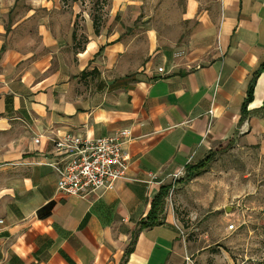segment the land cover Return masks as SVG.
Segmentation results:
<instances>
[{
    "label": "crops",
    "instance_id": "obj_1",
    "mask_svg": "<svg viewBox=\"0 0 264 264\" xmlns=\"http://www.w3.org/2000/svg\"><path fill=\"white\" fill-rule=\"evenodd\" d=\"M132 1L111 0L98 33L82 11L80 45L76 3L0 0V264L216 263L165 202L159 224L141 222L161 185L219 146L264 157V0H176L160 11L175 22L143 46L115 20L139 15ZM119 129L125 178L84 198L59 192L51 140Z\"/></svg>",
    "mask_w": 264,
    "mask_h": 264
},
{
    "label": "rangeland",
    "instance_id": "obj_2",
    "mask_svg": "<svg viewBox=\"0 0 264 264\" xmlns=\"http://www.w3.org/2000/svg\"><path fill=\"white\" fill-rule=\"evenodd\" d=\"M64 3H76L81 10L74 23L80 45L85 42L87 18L81 16L82 11L90 19L96 18L99 27L109 19L111 0ZM177 4L176 0H133L131 6L140 10L139 15L133 13L130 17L125 11L115 20L120 24L131 22L143 46L145 38L155 36L154 31L158 32L163 21L175 22L172 15L160 16V11L172 12L178 9ZM212 153V160L197 179L186 180L185 169L173 177L177 188L171 187L165 203L172 208L187 238H194L199 246H208L215 264H264V157L238 150L232 142ZM231 224L234 226L229 229Z\"/></svg>",
    "mask_w": 264,
    "mask_h": 264
},
{
    "label": "built area",
    "instance_id": "obj_3",
    "mask_svg": "<svg viewBox=\"0 0 264 264\" xmlns=\"http://www.w3.org/2000/svg\"><path fill=\"white\" fill-rule=\"evenodd\" d=\"M158 71H162V68H158ZM130 140L128 129H119L111 135L99 137L69 132L51 140L52 151L58 159L45 164L56 173L59 192L84 198L111 190L118 180L125 178L129 154L124 150V145ZM34 141L37 143L39 138ZM233 226L231 224L228 228L232 229Z\"/></svg>",
    "mask_w": 264,
    "mask_h": 264
},
{
    "label": "trees",
    "instance_id": "obj_4",
    "mask_svg": "<svg viewBox=\"0 0 264 264\" xmlns=\"http://www.w3.org/2000/svg\"><path fill=\"white\" fill-rule=\"evenodd\" d=\"M92 24H93V29L95 33L99 32V25L96 22V18L92 17ZM75 38V35H73V39ZM81 47V46H79ZM261 68H259L256 72L253 73L252 78L249 82L248 89H247V98L243 102L241 106V117L243 118L246 115L247 111V104L251 100L252 96V88L255 83V80L257 78V75L259 74ZM84 74V73H83ZM213 158V153L212 151L209 152L204 158L201 160L197 161L195 164H189L185 166V171H186V180L192 179L194 176L200 174L203 169L208 165V163L212 160ZM170 186L169 185H161L159 187V190L157 191L156 195L153 197L151 201V206L150 210L147 214L146 219L141 222L143 227H150L153 225L159 224V217L163 212V207H164V202L165 198L168 194ZM130 249H128L129 251Z\"/></svg>",
    "mask_w": 264,
    "mask_h": 264
},
{
    "label": "water",
    "instance_id": "obj_5",
    "mask_svg": "<svg viewBox=\"0 0 264 264\" xmlns=\"http://www.w3.org/2000/svg\"><path fill=\"white\" fill-rule=\"evenodd\" d=\"M228 210H229V209H228V207H227V208L225 209V211L228 212Z\"/></svg>",
    "mask_w": 264,
    "mask_h": 264
}]
</instances>
